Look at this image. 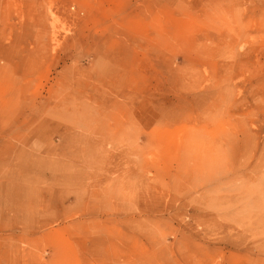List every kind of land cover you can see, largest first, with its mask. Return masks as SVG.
<instances>
[{
  "label": "rangeland",
  "instance_id": "374dc122",
  "mask_svg": "<svg viewBox=\"0 0 264 264\" xmlns=\"http://www.w3.org/2000/svg\"><path fill=\"white\" fill-rule=\"evenodd\" d=\"M0 264H264V0H0Z\"/></svg>",
  "mask_w": 264,
  "mask_h": 264
}]
</instances>
